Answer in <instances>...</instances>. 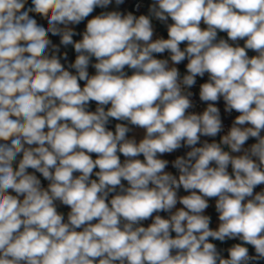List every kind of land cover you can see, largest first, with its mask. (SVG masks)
Masks as SVG:
<instances>
[{
	"label": "clouds",
	"instance_id": "clouds-1",
	"mask_svg": "<svg viewBox=\"0 0 264 264\" xmlns=\"http://www.w3.org/2000/svg\"><path fill=\"white\" fill-rule=\"evenodd\" d=\"M124 4L0 0V264H264V0Z\"/></svg>",
	"mask_w": 264,
	"mask_h": 264
},
{
	"label": "built area",
	"instance_id": "built-area-1",
	"mask_svg": "<svg viewBox=\"0 0 264 264\" xmlns=\"http://www.w3.org/2000/svg\"><path fill=\"white\" fill-rule=\"evenodd\" d=\"M137 2H139V0H125V4L121 6V9L122 10L133 11L134 10V6H135V4ZM149 2H150V0H143V3H144L145 6L141 8V10H140L141 13H146L147 4ZM137 14H139V13H137ZM181 67H183V66H181ZM94 108H95V104L93 103L92 110H94ZM115 123H116V121H113L112 124L110 125V127L112 128V130H114V124ZM122 159H123V157H122ZM43 183L46 185L47 182H43ZM67 211H68L67 208H66V210L63 211L65 213V215H66Z\"/></svg>",
	"mask_w": 264,
	"mask_h": 264
},
{
	"label": "crops",
	"instance_id": "crops-1",
	"mask_svg": "<svg viewBox=\"0 0 264 264\" xmlns=\"http://www.w3.org/2000/svg\"><path fill=\"white\" fill-rule=\"evenodd\" d=\"M99 10H97V12H98ZM83 27V25H81V28ZM161 31H163L162 29H161ZM164 35L166 36V32L164 33ZM222 35V34H221ZM223 35H225V34H223ZM73 59H74V56H73ZM90 71H94V70H90ZM135 135H136V138L137 139H139V138H141L142 137V135H143V131L142 130H135ZM166 158H168V159H172L173 157H166ZM174 171V170H173ZM181 194H184L183 192H181ZM59 210L60 211H64V210H66V208H64V207H61V208H59ZM210 213H213V227L215 226V224H216V220H215V214H214V208H210L209 210H208Z\"/></svg>",
	"mask_w": 264,
	"mask_h": 264
},
{
	"label": "water",
	"instance_id": "water-1",
	"mask_svg": "<svg viewBox=\"0 0 264 264\" xmlns=\"http://www.w3.org/2000/svg\"><path fill=\"white\" fill-rule=\"evenodd\" d=\"M223 35V34H222Z\"/></svg>",
	"mask_w": 264,
	"mask_h": 264
}]
</instances>
